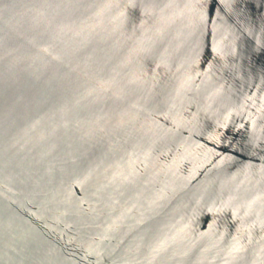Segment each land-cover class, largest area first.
<instances>
[{"label": "water", "instance_id": "water-1", "mask_svg": "<svg viewBox=\"0 0 264 264\" xmlns=\"http://www.w3.org/2000/svg\"><path fill=\"white\" fill-rule=\"evenodd\" d=\"M0 264H264V0H0Z\"/></svg>", "mask_w": 264, "mask_h": 264}]
</instances>
